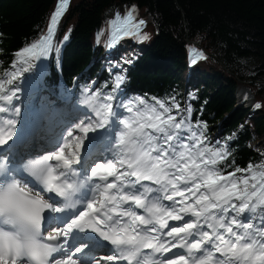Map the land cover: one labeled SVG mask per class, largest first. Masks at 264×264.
<instances>
[{"label": "snow or ice", "instance_id": "1", "mask_svg": "<svg viewBox=\"0 0 264 264\" xmlns=\"http://www.w3.org/2000/svg\"><path fill=\"white\" fill-rule=\"evenodd\" d=\"M67 2L60 0L50 33ZM133 11L110 21L114 43L133 35L147 39L141 35L146 22ZM46 54L45 47L34 58ZM124 82L117 74L104 95L86 89L78 100L84 111L58 146L28 162L39 192L0 165V264H264V170L249 164L225 174L217 166L228 157L226 144H210L200 130L206 124L194 128L174 98L170 105L156 98L120 100ZM16 95L0 82V114L10 117H0L7 125L0 146L16 134L22 111ZM113 123L106 162L82 174L77 165L87 135ZM82 189H88L84 200ZM45 224L52 229L47 235ZM93 239L112 251L97 254Z\"/></svg>", "mask_w": 264, "mask_h": 264}, {"label": "trees", "instance_id": "2", "mask_svg": "<svg viewBox=\"0 0 264 264\" xmlns=\"http://www.w3.org/2000/svg\"><path fill=\"white\" fill-rule=\"evenodd\" d=\"M59 5L60 0H0V78L14 68L23 74L18 65L29 64L49 34L45 87L62 89L65 96L70 91L73 105L86 89L107 94L122 74L120 100L156 98L170 105L174 98L194 128L206 124L200 130L209 143L226 144L228 157L217 166L222 172L249 164L264 170V147L252 145L264 141V0H68L50 33ZM118 8L121 17L134 8L146 22L141 35L147 39L133 35L118 45L122 51L142 45L124 73L104 57ZM192 51L206 58L190 66ZM241 85L252 91L253 103H239Z\"/></svg>", "mask_w": 264, "mask_h": 264}, {"label": "rangeland", "instance_id": "3", "mask_svg": "<svg viewBox=\"0 0 264 264\" xmlns=\"http://www.w3.org/2000/svg\"><path fill=\"white\" fill-rule=\"evenodd\" d=\"M122 9V8H121ZM120 8L118 9H115L113 10V19H115L116 17V14L118 13L119 10H121ZM133 15L135 17L136 20L137 19V12L134 10L133 11ZM123 18V17H121ZM113 27H111V32H110V35H112L113 33ZM47 48V54L45 55V57L42 59V60H37L35 59L34 56L33 58L29 57L30 58V63L28 64L27 62H22L20 63L18 66L22 69H24L23 71V74H18L16 72V69H11L9 70L5 75H3L1 78H0V82H3V85H4V88L5 86H9L10 84L8 83L9 81H13L14 82H18L19 81V87H17V101H18V104L17 106L20 107L21 104H22V98H23V93L26 91V92H30L32 90H35V97L32 99V98H28V101L26 100V102H24L22 105H23V108L22 110H24L25 112H28V110H30V112L34 111L35 109L37 110H42L46 113V116H48L50 113H49V110L42 105L43 101L40 102L39 100H37V97L40 95V98L43 97V94H44V87H45V80L41 77V72H44V69L46 67V62L48 63L49 62V57H50V48L49 46H45ZM44 47V48H45ZM43 48V47H42ZM42 48L37 52V55H39L42 51ZM135 49H132L130 45H127L126 46V49L125 50H120L119 52H115L114 55V59L112 58V56H104L107 63L109 64L110 68H113L115 69V67L117 68V70L120 72V73H124L125 71H127L128 67L131 66L132 64V61L134 60V57L138 54L139 50L142 48V45H135L134 47ZM130 61V63H129ZM44 62V63H43ZM121 69H123V71L121 72ZM45 88H49V90L47 91H50L52 94L53 97H51V99L53 101H60V98H62V95H61V92L63 91L62 89H59V90H55L51 87H45ZM246 89L253 97V100L249 102V104L253 103L254 102V95L252 93V91L247 88L246 86H242L241 85V90L242 89ZM57 95V98H55ZM238 96V100H239V103H248L246 101H242V96H240L239 92L237 94ZM71 98V92L70 91H67V94H66V97H64V99H69ZM22 100V101H21ZM57 102V103H58ZM64 105H65V109L63 111L59 109H56L58 106L60 105H57V104H54V106L52 108H50V111H54V109H56V113H59V114H62L64 115V112H66V110L68 109V104H66L65 102H63ZM50 105V104H49ZM80 107V105H79ZM83 108H77L78 111H72L73 113V117L71 119V122L68 124V125H63L60 121H58L57 117L55 115H52V119H50V121L47 123L46 125V129H44V133L38 137V140H41V139H44L47 134L49 132H51V128L55 125L56 128L59 127L61 128L59 130V133L60 135L58 137H61L63 135H66V130L71 127L77 120L78 118L80 117V115L83 113L84 110H82ZM81 111V113L79 112ZM67 112H71V111H67ZM61 119L63 117H60ZM59 118V119H60ZM25 122L24 123H27V118H25L24 120ZM106 128V127H105ZM76 135H83L82 133H79L78 131L75 133ZM104 131L101 130V131H94V136H93V139L92 140H89V143H98L99 145L102 144V142L104 141ZM54 137V136H53ZM60 138V140H61ZM111 138V137H110ZM115 138V137H114ZM113 138V139H114ZM86 140L87 138L85 139L84 141V144L86 143ZM37 141V139H36ZM44 141H48V138H45L43 140ZM110 141H107L106 142V145H107V148L109 147L110 145ZM253 147L255 149H260L262 147H264V141L262 140V143L260 144H256V143H252ZM57 147V146H56ZM263 168H264V162H263Z\"/></svg>", "mask_w": 264, "mask_h": 264}, {"label": "bare ground", "instance_id": "4", "mask_svg": "<svg viewBox=\"0 0 264 264\" xmlns=\"http://www.w3.org/2000/svg\"><path fill=\"white\" fill-rule=\"evenodd\" d=\"M14 84H15V86L16 87H13L12 86V84H10L9 86H5V90L8 92V94H11V92H16L17 90V87H19V81L18 82H14ZM35 90H32V91H30V92H24L23 93V98H22V104L24 103V102H26V100L28 101V98H34L35 97ZM41 95V94H40ZM40 95L37 97V100H39L40 102H44V103H46L45 102V100H44V94H43V97L42 98H40ZM240 96H242V98L244 99V100H247V101H252L253 100V97H252V95L244 88V89H242L241 90V92H240ZM15 101H17V96L15 97ZM21 104V109L23 108V105ZM47 104V103H46ZM52 104V105H51ZM54 104H57V105H62V103H61V98H60V101L57 103V101H50V106L51 107H53L54 106ZM48 106V105H47ZM60 106H58V107H60ZM52 115L53 114H51V112H50V114L46 117V118H44L45 120V123H44V126H43V129H46V125H47V123L50 121V119H52ZM0 117H4V118H10L9 117V115L8 114H0ZM61 128H59V127H57L56 128V126L54 125L52 128H51V132H49V136H51V137H53L54 136V138L57 140V141H60V138L61 137H58L59 135H60V133H59V130H60ZM92 146H93V144H92ZM40 147V144H35V145H29V146H27V147H23V148H20L17 152H16V154L17 155H19V154H22V153H24V152H27V151H30V150H37L38 148ZM93 149H94V151H97V147H95V146H93ZM6 159H8L9 161H10V158L9 157H6ZM98 160H100V159H98Z\"/></svg>", "mask_w": 264, "mask_h": 264}]
</instances>
